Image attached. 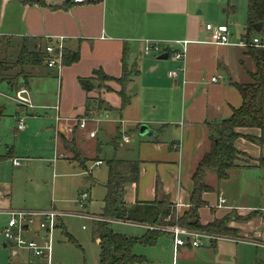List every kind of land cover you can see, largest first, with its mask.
Here are the masks:
<instances>
[{"label": "crops", "instance_id": "1", "mask_svg": "<svg viewBox=\"0 0 264 264\" xmlns=\"http://www.w3.org/2000/svg\"><path fill=\"white\" fill-rule=\"evenodd\" d=\"M247 1V21L240 31L235 32L230 19L237 9L231 0L213 2L218 10L214 22L207 21L204 16L202 0H85L83 3L66 1L58 4L32 0H0V42H5V46L15 47L18 53L17 60L25 48L29 51L38 49L44 54L45 46L49 43L55 44L63 38L64 45L60 67L49 68L47 63L41 66L22 65L27 67L26 72L29 74L27 78L20 77L16 82L5 81L13 89L15 96L19 89H27L31 106L19 105L29 110L36 108L29 83L51 79L50 86L56 90L55 93L52 92L55 103L51 107L39 108L53 113L59 157L80 167L74 159V154L66 148V141L73 143L88 160L89 170L97 161L104 163L100 155L103 154L104 141H107L108 146L114 150V155L107 160L108 175L104 184L107 194L110 162H119L121 172L125 173V183L120 195L124 206L134 208L138 205L144 208L147 204L160 202L166 198L171 203L174 213L183 216L192 206L193 173L211 148L208 123L229 119L233 112L242 106L243 97L238 85L246 86L253 83V75L257 72L253 50L264 51V48L256 46L244 48L237 45L240 42L252 44L255 38L264 43L262 24L260 31L253 27L254 31L249 32V0ZM223 7L226 8L223 11L225 17L222 19L220 9ZM205 21L206 25L227 27L230 31V44L210 43V33L206 30V25L204 26ZM146 42L161 45L162 51L145 55L143 50ZM12 43H16V46ZM182 45L186 47L185 57L183 60H176L173 53L182 52ZM74 53H79V61L64 64L65 55ZM163 54H168L169 58L160 60L159 57ZM96 71H101L114 80L101 81L94 77ZM124 71L125 74L131 72L134 76L126 86L125 95L130 100L126 106H123L120 94L122 88L117 81L124 76ZM170 72H177L178 76L171 78ZM83 78L96 79L91 92H86L81 85L80 79ZM213 78H217V82H213ZM91 110L97 112L94 121H89L81 128V120L88 117ZM115 110L121 112V117L126 111L133 114L130 120L126 121V126L125 123L119 124L117 121L110 123L111 127L108 128L106 124L109 123L100 121L101 117L104 115L108 117ZM143 125L148 126L152 135H141L140 128ZM94 131L95 136H91L90 133ZM241 132L243 136L236 141L235 146L239 152L251 159L252 166H245L239 161L227 179L235 169L264 167L262 154L264 147L248 139L258 138L259 131L244 129ZM135 134L138 135L139 143L137 158H118L117 152L122 148V142L131 145ZM126 137L127 140L124 139ZM250 147H256V150L252 151ZM125 149L134 152L131 147ZM64 155L71 158H65ZM15 160L17 159H13V166H20L19 161L18 165L14 163ZM132 165L137 166L136 172L132 171ZM87 174H91L88 179H92V173ZM222 181L224 180H219L213 173L207 174L205 183L211 189L201 196L203 205L199 207V217L203 225L225 220L229 233L224 235L227 236L226 239L206 242L203 245L207 249L214 248L218 254L222 249L217 242L221 240L236 243L247 240L250 243L264 244L261 239L264 236L261 232V228H264V211L233 208L221 191ZM87 182L83 181L84 184ZM83 194L88 196L80 202ZM221 196L227 202L223 207H218ZM88 198V193L80 194L77 202L82 209ZM75 213L93 221L100 257L102 239L99 236V228L101 222H108L103 218L104 211L100 214ZM63 215L61 213L59 216L60 222L57 220L59 225H56L55 230L57 228L64 230L65 226L61 223ZM145 215L149 214L143 216ZM114 222L145 228L146 232L138 238L144 237L148 230H151L146 224L114 220L109 225L113 232ZM6 225L3 226V233ZM36 231L37 237L40 232ZM41 232L45 236L49 234L47 231ZM64 234L69 235L67 232ZM165 236L158 238L154 246L159 242L165 244L173 242L174 255L183 250L181 247L175 249L170 234ZM240 239L242 241H237ZM69 240L74 242L72 237ZM7 246L15 247L9 242L4 245ZM138 246L145 248L154 246L137 245L134 248V254L146 264L145 256L137 252ZM187 246L193 249L201 248ZM12 250L14 255H19L17 250ZM204 253L209 251L201 250L199 255ZM42 260L46 264L45 259Z\"/></svg>", "mask_w": 264, "mask_h": 264}, {"label": "rangeland", "instance_id": "2", "mask_svg": "<svg viewBox=\"0 0 264 264\" xmlns=\"http://www.w3.org/2000/svg\"><path fill=\"white\" fill-rule=\"evenodd\" d=\"M202 1V9H205L204 16L207 21L214 22L218 13L213 4L216 0ZM231 1L237 10L231 16L230 23L234 31L238 32L247 21L248 1ZM226 7L220 9L222 19L225 17L223 11ZM206 23L205 21L204 26ZM237 41L240 42V39ZM12 44L16 46V43ZM7 45L10 46V44ZM17 56L15 47H8L5 46V42H0V78L3 79H0V108L4 110V116L0 121V264H44L41 258L26 250L12 248V246L4 247L7 242L4 238L3 226L9 219L4 211L9 210L32 213L60 211L59 213L64 214L61 217V223L65 226V231L57 228L52 235L53 264H97L99 246L95 241L94 223L91 219L77 215L75 212L100 214L104 211V198L107 194L104 186L108 175L107 160L114 155V150L108 146L107 141H104L103 154L100 155L104 163L92 168V179H88L91 174L88 175L80 167L59 157L53 113L39 108L53 106L55 102L52 98L56 90L50 86L51 79L36 80L34 84L30 82L29 86L36 108L29 110L21 108L14 99L13 89L7 82H16L20 77L27 78L29 75L26 72L27 67L18 62ZM129 75L130 81L126 82V85L134 77L131 72ZM118 84L122 88L124 83ZM96 115L97 112L94 116ZM131 116L133 114L126 111L121 117V112L115 110L108 117L106 115L101 117L100 121L109 123L106 124L108 128L111 127L110 123H117V121L119 124L125 123L124 126H126V121L130 120ZM20 120L25 123V130L21 132L17 131ZM137 136L135 134V137H132L131 145L122 142V148L117 152L118 158H137L139 144ZM125 147L133 148L134 152ZM250 149L255 151L256 147H250ZM262 150L264 156V149ZM15 158L20 162V166H13ZM65 158L71 157L68 155ZM84 180L88 181L87 184L83 183ZM221 191L233 208L264 211V167L233 170L230 178L222 181ZM83 192L88 193L89 198L82 209L77 200ZM58 220L60 222V217ZM42 221L43 218H35V223L29 230V240L38 243L43 241L44 235L39 230V224ZM112 229L116 233L130 237H140L146 232L143 227L124 222H114ZM35 231L40 232V235L36 237ZM65 232L69 235L66 236ZM261 232L264 233V228H261ZM69 236L74 239V242L69 240ZM164 237L166 236L162 235L160 238ZM221 237L227 236L221 235ZM261 239L264 241V236ZM172 243L159 242L156 246L147 248L138 246L137 252L145 256L146 264H264V244L250 243L247 240L239 243L218 241V246L222 249L218 254L214 248L207 249L203 245L199 249L181 247L183 250L174 255ZM12 249L17 250L19 255H14ZM201 250H208L209 253L199 255Z\"/></svg>", "mask_w": 264, "mask_h": 264}, {"label": "trees", "instance_id": "3", "mask_svg": "<svg viewBox=\"0 0 264 264\" xmlns=\"http://www.w3.org/2000/svg\"><path fill=\"white\" fill-rule=\"evenodd\" d=\"M249 32L254 31L255 24L264 26V0H249ZM24 50V51H23ZM19 56L22 65L41 66L47 63L45 53L29 51L23 49ZM253 57L257 65V72L253 75V83L246 86L238 85V89L243 97L242 106L233 112V115L220 122L208 123L209 140L211 148L199 162L192 180L194 182V192L191 208L176 219V214L166 198L163 201L147 204L144 208L138 205L134 208L124 206L121 198L123 184L125 183V173L121 172V163L110 162V176L107 183L108 194L105 198L104 220L101 222L100 237L102 239L101 252L98 264H143L145 261L134 254L137 245L154 246L162 235L168 233L159 229L148 230V233L141 238L126 237L115 234L109 227L111 221H125L131 223L146 224L150 227L158 228L172 225H179L190 231H201L209 235H228L229 229L226 228L225 220H217L211 224L203 225L200 222L199 207L203 205L201 196L211 188L205 183L208 173L215 174L219 180L229 177L232 169L238 166L241 161L245 166H252L251 159L239 152L235 146L236 141L243 136L241 130H258L260 136L247 137L260 147H264V51L253 50ZM79 53L66 54L64 64H72L79 61ZM94 77L99 80H114L104 75L101 71H96ZM94 78L80 79V83L86 92L94 89ZM123 82L120 91L123 106L129 104L130 100L126 97V82L130 81V75L125 74L117 80ZM4 116V110L0 108V121ZM66 148L74 154L75 161L84 171L87 170L88 160L77 150L75 144L65 142ZM132 171H137L136 165H132ZM173 209V210H172ZM144 210V213H142ZM144 214H149L145 215ZM143 216V217H142Z\"/></svg>", "mask_w": 264, "mask_h": 264}, {"label": "built area", "instance_id": "4", "mask_svg": "<svg viewBox=\"0 0 264 264\" xmlns=\"http://www.w3.org/2000/svg\"><path fill=\"white\" fill-rule=\"evenodd\" d=\"M47 4H58L61 2L66 1H73L75 3H83L85 0H32ZM206 30L210 33L209 42L212 44L217 45H228L230 44L229 36L230 31L225 26H215L213 24H207ZM241 47H248V46H256L259 48H264V43H261L258 38H255L252 44H247L245 42H240L237 44ZM183 46L182 52H174L173 57L176 60H183L185 57L186 47ZM162 51V46L159 44H152L150 42H146L143 53L145 55L151 53H160ZM63 52H64V45H63V38H61L57 43H49L45 46L44 53L47 57V66L49 68L60 67L63 60ZM169 76L171 78H175L178 76L177 72H170ZM213 82H217V78L212 79ZM15 99L21 105L31 106V100L28 96V91L26 88H21L16 92ZM96 112L91 110L89 112V116L82 119L80 122L81 128H84L89 121H94ZM18 130L23 131L25 130V123L23 120H20L18 124ZM96 132H91V136H95ZM127 140V137L124 138ZM14 163L16 165L19 164L18 160H15ZM102 164V161H97L93 167H99ZM92 167V168H93ZM92 168L87 173L92 172ZM1 194V193H0ZM88 195L83 194L80 198V202L86 199ZM226 199L221 196L219 197V204L218 207H223L226 205ZM5 214L9 217L7 225L4 229V237L7 242L14 245L17 248L26 250L31 252L34 256L45 259L46 264H53V244L51 239V234L55 230L57 225V220L61 213L57 211H48V212H25V211H14L9 210L5 211ZM180 215L176 214V219ZM42 217L43 221L39 224V230L47 231L49 234L47 236L44 235V239L41 243H38L33 240L28 239L29 230L31 229V225L35 223V218ZM149 229H159L163 232L170 234L173 237L175 243V249L184 246H191V247H200L204 243H211L212 241L219 240V239H226V237H221L217 235H209L203 232L197 233L194 231H190L186 228L181 226L172 225V226H165V227H150ZM206 240V242L204 241Z\"/></svg>", "mask_w": 264, "mask_h": 264}, {"label": "water", "instance_id": "5", "mask_svg": "<svg viewBox=\"0 0 264 264\" xmlns=\"http://www.w3.org/2000/svg\"><path fill=\"white\" fill-rule=\"evenodd\" d=\"M254 27L256 28L257 31H260L262 26H261V24H258V25H255ZM168 58H169L168 54H163L159 57L160 60H166ZM140 133H141V135H145V134L146 135H152V132H150L148 126H146V125L141 126Z\"/></svg>", "mask_w": 264, "mask_h": 264}]
</instances>
